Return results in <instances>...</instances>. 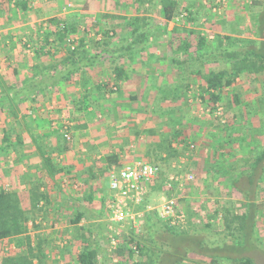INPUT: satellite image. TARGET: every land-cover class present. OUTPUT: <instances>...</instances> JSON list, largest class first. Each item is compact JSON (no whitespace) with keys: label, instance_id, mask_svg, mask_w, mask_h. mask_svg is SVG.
Returning a JSON list of instances; mask_svg holds the SVG:
<instances>
[{"label":"crops","instance_id":"0c3cea01","mask_svg":"<svg viewBox=\"0 0 264 264\" xmlns=\"http://www.w3.org/2000/svg\"><path fill=\"white\" fill-rule=\"evenodd\" d=\"M28 1L26 10L11 4L12 13L0 14V190L25 193L39 182L55 210L48 221L56 217L58 224L53 232L43 229L20 238L28 237L33 246L37 235L45 236L52 241L49 257L59 237V246L68 241L73 250L66 254V248L60 249L62 256L55 264H79L77 258L84 246L80 235H91L95 243L99 238L93 229L95 220L90 217L96 214L88 216L93 210L87 207L101 192L107 195L108 203L109 172L144 161L159 168L152 184L165 181L162 191L166 195L162 196H178L177 205L186 214L183 230L168 232L158 219L164 230L163 241L152 248L150 264H238L236 260L245 257L254 264H264V88H248L246 99L238 97V103L228 107L223 101H230L235 93L230 87L223 90L218 103H209L200 80L201 74L208 72L207 63L201 66L195 62L191 69L189 64L184 68L171 63L169 37L160 38L157 32L160 25L166 32L176 25L163 21L157 5L146 3L135 13L128 5L131 1L123 0H98L94 7H86L89 0ZM117 1L123 4L113 6ZM67 16L75 21L84 17V23L76 24L75 37H84L86 50L99 54L98 60L68 81H55L56 85L49 87L53 70L65 65L64 49L33 56L32 47L37 50L39 44L27 38L36 40V35L51 27L48 19ZM111 16L124 19L116 26L108 18ZM133 16L150 20V39L143 53L123 51L132 42L128 22ZM106 27H115L116 36L106 39L105 45L102 31ZM142 46L136 44L133 49ZM212 64L216 63L208 67ZM195 67L200 72L192 70ZM238 77L246 84L251 79L246 73ZM219 104L227 111L222 125L216 119ZM65 125L71 140L63 142V152L53 151L59 144L54 132ZM7 133L10 146L4 148ZM176 133H181L179 139L185 144L172 141ZM176 154L186 159L173 161ZM47 155L57 159L62 168L54 184L47 177L39 179L43 176L38 169ZM261 156L263 160L252 172L256 158ZM250 173L261 179H255L254 186H244L245 179L240 176ZM187 176L192 180H186ZM52 186H58L59 191ZM245 189L249 199L242 193ZM68 208L82 213L77 225L63 223L68 219L64 216ZM146 215L145 224L150 225ZM20 238L1 240L0 255L24 254L26 247L20 246ZM172 240H182L181 247ZM189 244L194 253L177 257L183 254L177 249ZM96 249L95 264H111L105 261L107 249ZM48 259L45 264H54Z\"/></svg>","mask_w":264,"mask_h":264},{"label":"trees","instance_id":"16d2710c","mask_svg":"<svg viewBox=\"0 0 264 264\" xmlns=\"http://www.w3.org/2000/svg\"><path fill=\"white\" fill-rule=\"evenodd\" d=\"M97 1L98 0H89V3H86V7H94ZM124 1H131L128 5L132 7L135 13L138 7H142L146 3L153 7L157 5L159 7V15L164 22L173 21L176 16H180V8L177 0H123V2ZM119 2L120 1L115 2L113 6H121L123 4ZM11 4H13L15 9L22 11L28 8L29 1L0 0V14L7 16V14L12 13V10L9 8ZM256 6L259 7V10L255 15V24L248 28H240L241 30L238 28L239 30H236L234 28L235 20L228 24H225L223 19L217 20V22L214 21L211 25L212 27L209 26L210 28L215 26L217 29L216 31H218L216 34L214 32L213 41L209 40L208 33L200 34L199 32H193L192 30L182 27L177 28L176 26L169 32H166L164 29L162 30V28H159L161 30L157 32L160 38H162L161 35L169 37L167 42L168 52L172 58L171 63L174 66L182 67L186 64L193 65L195 62L199 63L201 66L204 63H223L226 65V68L219 70V72H209L205 75L201 74L200 76V80L202 81L201 86L207 94V101L213 105L221 100L223 90L235 84L238 75L246 73L253 79L256 74H264V0H257ZM210 8H213V4ZM184 10L187 12L185 13L187 21L194 23L198 20L195 18V12L191 11L189 8H184ZM84 17H86V15ZM84 17H80L82 23H84ZM70 18L68 16L62 19L57 17L50 18L47 22L51 24V27L43 31L42 34L36 35L38 36L36 40L27 38L30 43L39 44L37 50H34L35 48L32 47L31 54L33 56H42L45 53L48 55L51 50L57 51L59 49H64L65 65L64 67L53 70L55 74L48 79V83L50 84L49 87H54L56 85L55 81H57V83L60 81H68L72 75L83 71L86 67L94 65L96 60H98L99 54L91 55L90 52L86 50L85 38L82 37L81 39H77L75 37L77 33L76 24L80 21L78 20V22ZM108 18H110L111 22H114V24L116 20L124 19L119 16H111ZM140 20V17L133 16L130 18V22H128V27L130 29L128 39L132 42L130 43V48L124 47L123 51L130 52L129 54L145 52L146 43L149 42L150 39L149 30L147 29L150 25V20L145 18ZM141 22L143 25L138 26ZM113 28L106 27L105 31H102V40L105 41V45L107 44L106 39L110 40L116 36L115 29ZM110 31H112V35H109ZM247 32H250L253 38L236 37L238 34H246ZM71 38L75 39L73 49H71L70 45L66 42L67 39ZM136 44H143V46L139 49H133V45ZM46 47L49 49L44 51ZM181 57H183V59H181ZM185 58L187 59L185 60ZM197 67L192 70L197 69ZM198 71L200 72V70ZM74 80L77 82V79ZM44 82L47 83V81ZM175 99H177V97ZM231 100L227 103L228 107L232 106V102L233 104L238 103L237 94H233ZM54 133H57L59 137V144L53 151L63 152L65 150L64 147L61 148L63 142H69L71 140L69 129L65 131L61 127L60 130ZM66 134L69 138H66ZM8 135L7 133L6 137L4 136L5 138H3L4 141L2 142V146H4V148L10 146V144L7 143ZM179 138H181V133H176L173 135L172 141L185 144V141ZM262 160V156L256 158L252 172H255ZM59 165L60 162L57 159L51 158V155L43 157L41 168L38 169V173L41 172L40 174L43 177L39 175V179L47 177V179L54 184L55 177L57 176L56 174L62 171ZM240 177L245 179L244 186H254L255 179H261L260 177L256 178V174L253 173L248 175L245 174ZM236 182H234L233 186H236ZM38 185L39 182L31 186L25 193L19 194L0 190V241L7 238H20L23 235H27L28 232H40L43 229L50 228L52 230L58 224L57 220L54 221L56 217L53 218L52 222L48 221V215H50L51 212H55L54 206L51 205L48 192L46 190H40L41 186ZM52 187L55 190L59 188L58 186ZM75 187L78 188L77 186ZM248 192L249 191L246 189L242 191L247 199L251 197ZM71 209L72 208H68L66 214H64L68 219L63 222L69 226L77 225L82 218V213L77 209L70 213V211H72ZM39 217L42 218L41 220L44 221V224H41ZM151 226L153 227V225ZM36 238V244H33V246H31L32 241H30L31 239L28 237L23 239L20 238V246L26 247L24 254H21V252L15 256H9L3 253L0 255V264H45L47 252L51 248L52 241L47 240L45 236L41 237L37 235ZM131 240L132 239L125 237V243L121 244L123 245L121 249L116 251V254L121 256L123 255V250L126 249V260H124L127 262L132 261L134 256L132 251L126 248L127 244L131 243ZM77 259L79 264H95V253L88 249V245L84 244ZM236 263L254 264L253 260L247 257L237 259Z\"/></svg>","mask_w":264,"mask_h":264},{"label":"rangeland","instance_id":"374dc122","mask_svg":"<svg viewBox=\"0 0 264 264\" xmlns=\"http://www.w3.org/2000/svg\"><path fill=\"white\" fill-rule=\"evenodd\" d=\"M213 1V2H212ZM257 0H177L179 3L180 8V16H176L178 18V21H172L173 24L176 25L177 28H187L188 30H192L193 32H199L200 34L208 33L209 34V40H214V32L215 34L218 32L215 26L213 28H210L209 26L214 23V21L217 22V20L223 19L225 21V24L231 23L235 20V26L234 28L236 30L245 29L249 26H252L255 24L256 21V14L258 13L259 7L256 6ZM212 2V3H211ZM213 4V8L211 9L210 6ZM184 8H189L191 11L195 12V18L198 20L194 23L191 21L186 20V14L187 13ZM122 20H116L115 24L121 23ZM160 25V24H159ZM171 26V30H172ZM212 27V26H211ZM160 28L163 29V27ZM239 28V29H238ZM240 29V30H241ZM161 30V29H159ZM170 30V31H171ZM158 36V35H157ZM237 38H253L252 34L250 32H247L246 34H238L236 35ZM209 64H207V73L209 72H219V70H222L226 68V65L223 63H216L212 64L211 67H208ZM195 66V63L193 65L184 66V68H193ZM185 70V69H184ZM231 89L235 90L234 94H237L239 98L246 99L244 97L248 93V88H264V75L260 74L259 77L255 79L248 80V83L246 84V81L238 77V81L236 80L234 85H231ZM249 89V90H250ZM241 93V94H238ZM264 96V94H262ZM231 95H229V98ZM224 103L230 102L228 101V98L226 101H223ZM204 105V104H203ZM207 106V105H206ZM217 112L219 113L216 117L217 120H220V125H222L224 122L223 120H226V113L224 105L219 104L216 108ZM215 110V111H216ZM173 161L180 162L182 159L185 158H179L177 157V154L175 156H172ZM179 158V159H178ZM177 165L181 166V164L176 163ZM121 168L120 166H118ZM113 168V169H119V168ZM154 181V180H153ZM151 181L146 186V193L144 195V198L140 203H138L135 206H132L130 209V215L132 218H128L123 223H116L114 221H111V218L108 215L107 211V204L105 203L107 199V195H104L103 192L100 193L98 199H95L96 202L90 203V205L87 207L88 210H93L88 214L89 215H95V218L93 216H90L92 220H95L96 226L93 227L95 231H97L98 235V241L95 243L92 240L91 235H80L83 238L82 243L88 245V249L90 251H94L96 254V246L101 247L103 249H107L108 255L106 258L107 263H126V264H133L136 262H139V264H150L152 256V248L159 246V243L163 241V238L161 237L162 232L164 231L159 223H161L158 220L157 217V207L159 206L161 200L165 198L166 192L162 191V187L164 185V182L162 183L161 179L158 180V182H154L152 184ZM74 192L75 190H69ZM178 196L174 197L176 199ZM173 198V197H172ZM177 201V200H176ZM181 201V200H180ZM179 203V200H178ZM180 210V206H178ZM72 210V209H71ZM183 211V210H182ZM184 212V211H183ZM72 213V211H70ZM148 213V215H146ZM185 214V213H184ZM145 215L149 216L150 218V225L145 224ZM186 215V214H185ZM99 220V221H98ZM153 225V227L151 226ZM165 225V224H164ZM167 229V228H166ZM51 230V228H50ZM168 230V229H167ZM169 231H175V230H168ZM53 232V229L50 231ZM118 232V236L115 238V245L111 244V239L114 237L113 233ZM125 237H128L131 240V243L127 244V249H130V246L136 245L138 248V254H134L133 252V259L132 261H125L126 259V249L123 250V255L118 256L116 255V251L120 250L125 243ZM59 237H57L58 239ZM56 239V242L59 240ZM67 240V239H66ZM182 242V240H180ZM180 241L178 240H172L173 245H177L178 247L180 244ZM56 247L54 248V253H52L48 260H50L52 263H56V260L58 257H61L62 255H59L61 253L60 249L66 248V254H68V251L71 252L73 250L72 248L69 249L71 246L68 244L63 245L62 247L59 246L57 243ZM33 244H36L33 242ZM54 244V245H55ZM187 247H182L181 249H177L178 252H181L183 254L177 256H183V255H189V252H193L194 250L192 248V245H186ZM176 247V246H175ZM244 247H241L240 249H243ZM125 252V253H124ZM162 252H165L163 250ZM117 256V257H116ZM172 256V255H170ZM170 258V257H169ZM55 259V260H54ZM67 260V257L65 258ZM125 259V260H124ZM142 259V260H141ZM62 259L58 260L60 262ZM109 261V262H108ZM47 262V260H46ZM69 262V261H68ZM67 264H70L67 263ZM158 264H161L160 262ZM165 264H168L166 262Z\"/></svg>","mask_w":264,"mask_h":264},{"label":"built area","instance_id":"2783aa9c","mask_svg":"<svg viewBox=\"0 0 264 264\" xmlns=\"http://www.w3.org/2000/svg\"><path fill=\"white\" fill-rule=\"evenodd\" d=\"M66 42L73 49L75 39H67ZM63 130H67L66 125ZM66 138H69L67 134ZM190 147L193 148L192 145ZM158 173L157 166L144 161H134L109 172L110 198L107 210L111 221L123 223L126 219L132 218L130 209L142 201L146 186L157 177ZM186 180H192V176H187ZM157 217L169 230H183L186 225V215L178 208L176 199L172 197L161 200L157 207ZM113 235L111 244L115 245L118 232H114ZM130 249L134 254H138L136 245L130 246Z\"/></svg>","mask_w":264,"mask_h":264}]
</instances>
